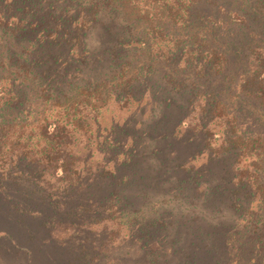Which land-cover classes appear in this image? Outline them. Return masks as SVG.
Wrapping results in <instances>:
<instances>
[{
	"label": "rangeland",
	"instance_id": "rangeland-1",
	"mask_svg": "<svg viewBox=\"0 0 264 264\" xmlns=\"http://www.w3.org/2000/svg\"><path fill=\"white\" fill-rule=\"evenodd\" d=\"M213 1L215 2L213 3ZM17 9L21 10L16 12ZM92 9L99 12L91 19L94 21L98 18L102 25L94 31L88 30V46L82 51L84 47L78 45L72 32L82 24V19H86V14L92 15L94 12ZM196 9L194 10L197 13L193 11L191 16V28L197 26L202 21V17L220 18L226 13L222 18L227 20L228 37L222 36L224 39L220 37L217 44L229 51L232 62V66L229 67V76L231 77L227 74L197 77L192 68L185 69L183 58L180 69L177 68L174 60L170 59L165 63L157 62L155 71L148 72V75L145 76V70H143L145 66L144 47L153 45L156 52L165 50V47L169 49L172 46L171 35L181 36V40L186 41L183 42L185 47L190 42L188 35L191 34L192 29L177 28L164 22L167 30L171 31L170 35L152 39L145 31V27H136L134 31L130 30L133 32L131 40L139 39L141 41L133 46L129 45V49L137 47L138 50L132 52L131 49L129 52L133 66L124 80L131 76L135 77L128 90L133 96H140V92H142L143 97L138 99V97L125 98L124 94H120L125 88L118 85V79L114 78V68L110 70L107 62L98 63V61L106 59L104 51L109 45L116 42L115 34L112 33H115L116 29L120 32V30L133 27V23L128 22L121 14H117V11H113L109 0H0L1 16L11 19L9 25H4L10 31H0V85L7 91L14 90L18 98L16 109L0 112V122L5 120L6 125L17 124V127L6 129L3 132L7 137L0 135V170H5L16 164L17 155L20 156L25 144L31 145L29 149L35 145L34 135L38 128L34 129L28 124H33L34 121L37 122V119H40L41 123L37 124L40 126L44 123L42 119L46 116V120L59 122L60 126H63L68 123L67 116H75L78 119L79 116H89L90 118L95 115V113L86 111L87 108H84L83 102H78L83 98L68 99L82 89L84 84L89 88L92 84L94 86L103 80L109 87L118 90V92L107 96L105 101L98 105L95 124H92L91 119L88 118L87 124L93 125L92 131L87 133L83 129L75 131V151L84 154L86 158L90 157L89 164L83 163L82 169L88 166L93 167V176L87 175V177L92 180L103 166L105 170L103 185L100 186L98 181L91 182L90 191L96 196H92L93 201L89 202L85 198L87 195H82L85 189L77 198L78 204H92V208L86 212L87 215L82 217L85 219L86 216H90L89 220L93 222L92 225H77L70 230L72 232L71 240L77 239L71 251H62L61 249L66 248H54L49 243L43 244L42 239L38 237L31 242L26 241L24 228L18 230V227L14 226L17 238L21 240V244L32 247L37 262L72 264V259L78 254L81 264H117L109 260L113 257V251L108 253L109 247L114 249L120 247L121 249L115 254H121L124 252L122 248H125L126 252H131L134 244L137 245L136 249L142 246L139 239V228L136 225L138 222L132 224L135 221L129 220L133 214L125 212L120 214L116 209L110 208V201L105 198L109 190L108 185L113 182L112 168L106 160L112 161L113 154L120 152L121 149L129 153L133 151L135 154L142 153V151L151 152L156 148L155 143L159 144L160 157H163L164 161L159 164L154 156L149 155V163H141L139 170L141 174L147 176V180H145L147 186L142 190H135L137 196L141 194L145 200L150 201L145 213L147 216L145 222L149 221L148 218H152L149 216L152 211L151 215L158 218L159 225L153 228L156 230L157 237L152 236V239L158 240L160 236L159 243L153 244L159 246V249L153 247L151 252H157L156 255H160L159 259L171 255L173 247L170 241L181 236L183 232H186V236L181 244L183 247L185 246L184 249L189 255L192 252L194 246L190 242L193 231H190V227L186 228L183 225L187 219L191 220L190 215H198L200 209L191 202L194 196L193 187L196 183L189 182L190 175L198 172L203 177L200 181L208 180L207 185H220V188H222L221 185H227L228 188H231V185L228 184L231 173H225V169L230 167V162L233 165L240 157L231 152L223 162L217 156V152V155L211 153L213 152L211 148L215 149V146L218 148L221 145L222 136L226 130L222 119H220V115L225 114L218 112V116L209 115L211 102L216 97L228 106L227 115L224 117L227 122L233 123H236L234 120L237 117L239 131L247 134H252L255 130L264 131V107L254 100L243 98L236 89L237 77L232 79L236 72L246 69L249 60L254 59L259 52L264 56V0H207V2L199 4ZM229 12L243 15L246 21L244 23L231 21V18L227 16ZM100 16H102V20H100ZM109 27L111 30L114 29L113 32L110 31L111 35L108 34ZM9 49L15 53L13 60L7 59ZM18 56L31 60L40 56L42 61L48 60V57L51 56L52 60L43 64V69L51 73L48 76L49 79L41 81L30 77L22 67L15 65ZM81 56H86L89 62H85ZM4 78L7 81L2 83ZM8 80H12V84ZM172 86L187 88L177 91L176 87V91L172 92L169 97L174 96L178 106L173 109L164 108L157 102L163 96L164 91H169ZM0 91L2 92V89ZM166 96L167 94H165ZM151 98H155L157 102L155 103ZM19 102H21L20 106ZM67 102L68 104L74 102L75 108L71 109L68 104L66 105ZM201 108H206V112L209 113L205 114ZM165 114L168 116H164ZM27 117L28 121L23 122ZM155 119L159 120L161 124L160 126L156 125V130L153 127L151 129L150 124ZM115 125L125 128V131L116 134L113 129ZM208 129L210 134H205L204 131ZM131 132L140 133L141 138L129 139L128 136L133 137ZM31 135L34 138L29 140ZM114 137L119 140H110ZM205 137L206 140H209L210 145L205 142L206 140L204 141ZM120 140L125 143L123 146L121 142H117ZM19 141L22 143L21 147L16 146ZM107 148L109 149L107 150ZM30 151L37 152L38 148ZM122 159L123 157L119 160ZM244 159L248 161V156H245ZM98 164L101 166L96 171ZM181 165L184 167H180ZM192 166H196L195 172H188ZM84 177L85 175H83ZM87 177L85 178L88 179ZM223 177L227 179L223 180ZM137 186L141 188L142 183ZM101 187L104 189L101 190ZM147 193L151 195L144 197ZM230 203V200H226L224 206L229 208ZM251 205L254 210L257 207L256 211L264 214V205H260L256 199ZM230 211L227 210L226 213L229 214ZM235 219H237L236 222L244 220L243 217H237V215L233 216L234 223ZM79 222L83 223L78 219V224ZM177 225H181L180 228ZM43 236L44 233H41L40 237ZM164 236L167 237L164 238ZM103 242H108L109 247L107 246L101 252L99 246ZM6 245L0 244V250L4 251V248H7ZM82 246L88 249L87 257L84 256V252L80 255ZM224 248L226 249V246ZM185 250L179 255H175L172 264H177L178 258L182 259L179 256L183 255ZM13 254L14 251L9 253L12 258L9 262L20 264ZM134 257H138V254H135ZM226 257L229 259L228 254ZM140 263L145 264V262Z\"/></svg>",
	"mask_w": 264,
	"mask_h": 264
},
{
	"label": "trees",
	"instance_id": "trees-1",
	"mask_svg": "<svg viewBox=\"0 0 264 264\" xmlns=\"http://www.w3.org/2000/svg\"><path fill=\"white\" fill-rule=\"evenodd\" d=\"M109 2L112 4L113 11H117V14H121L124 19L133 23V27L132 29H127L128 31L120 30V32L116 29L115 33L113 32L114 29L112 31L109 27L108 34L110 31L113 32L116 42L108 46L106 51H104L106 59L104 58L105 60H100L98 63L107 62L110 70L114 68V78L118 79V85L125 88L120 92V94H124L125 98L138 97V99H141L143 97L142 92H140V96H133L128 90L134 82V76L124 80L126 74H129L133 66V62L129 58V52L132 49H129V45L133 46V44L141 41L139 39L131 40L133 32H130V30L134 31L136 27H145V31L152 39L153 37L154 39H159L162 36L167 37V35H170L171 31L167 30L164 22L170 23L173 27L192 29L191 34L188 35L190 42L185 47L183 42L186 41H182V37L177 35L170 36L171 48L165 47V50L161 52H156L153 45L144 47L143 59L145 66L143 70H145V76L148 75V72L153 73L155 71L158 65L157 62L165 63L170 59H173L177 68L180 69L182 58L185 69L192 68L197 77L223 74L229 76V67L232 66L229 51L217 44L220 37H228L227 20L222 18L225 17L226 13L220 18L213 16L202 17V21L194 28H191V16L193 11H195L194 9L199 4L207 2V0H109ZM19 10L21 9H17L16 12ZM93 11L92 15L86 14V19H82V24L76 31L72 32L78 45L84 47L82 51L88 46V30L94 31L102 25L98 18L94 21L91 19L99 12L98 10ZM195 13L197 12L195 11ZM1 15L2 13L0 12V31L7 32L9 29L4 25H9L11 19ZM227 16L235 23H244L246 21L244 16L237 12H229ZM100 20H102V16H100ZM136 50L138 48L133 47L132 52ZM14 55L15 53H12L9 49L7 59H15ZM81 57L84 58L85 62H89L86 56ZM51 60V56L45 61H42L40 56L32 60L18 56L15 65L22 67L30 77L47 81L51 73L43 69V64L44 62L49 63ZM246 67V69L236 72L232 78L235 79L237 77L236 89L243 98L254 100L264 107L263 54L259 52L254 59L249 60ZM6 81L7 79L4 78L2 83ZM8 81H11L12 84V80ZM136 81H138V78H136ZM11 87L13 88V85ZM176 87L172 86L169 91H164L158 102L155 98L151 99L155 103L163 105L164 108H176L178 105L174 96L169 97L172 92L176 91ZM0 88L2 89V92L0 91V112L7 109H16L18 107V98L14 90L10 89L7 91L1 85ZM186 88L178 86L177 91L186 90ZM48 89L51 90V88ZM114 92H118V90L109 87L106 81L101 80L94 86L92 84L89 88L84 84L82 89L68 97V99L83 98L78 102H83L82 105L87 108L86 111L96 115L98 114L96 113L98 105ZM165 94H167L166 97ZM73 103L68 104L67 102L66 105L68 104L72 109L75 108L73 105H76ZM228 109V106L224 105L216 97L210 104L209 110L211 112L209 115L218 116V112L225 114L220 115V119H222L226 127L221 145L218 148L215 146V149L211 148L213 151L211 153L216 154L217 152L218 155H216L223 162H225L224 160L227 159L231 152L238 154L240 157L235 164L231 165L232 162H230V167L225 169V173H231L228 181L231 188H228L227 185H221L222 188H220V185H207L208 180L202 179L203 181H200L203 177L198 172H195L196 166H192L189 169L188 172H195L190 175L189 182L196 183L193 187L194 196L191 202L196 208L199 207L200 209L198 215H190L191 220L187 219L183 225L186 228L190 227V231H193L190 243L194 247L190 255L184 249L185 246L183 247L181 244L185 239L186 232L170 241L173 248H171V255L166 256V258L162 257L159 259L160 255L157 256V252H151L153 247H155L154 249H159V246H154L153 244L159 243L160 236L158 240L152 239V236L157 237L156 230L153 228L159 225L158 218L151 215L152 211L149 215L152 218H148L149 221L145 222L147 218L145 213L150 201L145 200L141 194L137 196L135 190H142L147 186L145 183L147 176L139 172L141 163H149V155L154 156V159L159 164L164 161L163 157H160L161 148L159 144L155 143L156 148L151 152L142 151V153L138 152L136 154L133 151L129 153L121 149L120 152L113 154L112 161L106 160L112 168L111 177L113 182L108 185L109 190L105 198L109 199L110 208L116 209L120 214L123 212L133 214L129 220L135 221L132 224L138 222L136 225H138L139 239L142 243L139 249H136L137 245L134 244L131 252H126L125 248H122L124 252L115 254L121 248L116 247L114 249L109 247L108 242H103L99 248L103 252V249L108 246V253L113 251V257L109 259L111 262L114 261L117 264H144L140 262H145V264H172L175 255H179L185 250L183 255L179 256L182 259H177V264H264V214L256 211L257 207L254 210L251 205L255 199L260 205H264V131L255 130L252 134L239 131L237 117L234 120L236 123L227 122L224 117L227 115ZM201 111H204L205 114L209 113L206 112V108H201ZM95 115L90 118L89 116H79L78 119L75 116H67L68 123L63 126H60L59 122L46 120V116L42 119L44 123L40 126L37 125L41 123L39 122L40 119H37V122L34 121L33 124L25 123L34 129L38 128L34 135L36 143L32 147V149L38 148V151H30L32 150L29 149L31 145L25 144L20 156L17 155L16 164L5 170H0V244L6 245L7 243V248L5 247L4 251L0 250V264H12L9 262L12 260L9 253H13V251V255L20 264H48L47 261L44 263L37 262L38 260L36 255L33 254L32 247L21 244V240L17 238L14 226H17L18 230L19 228H24L26 241L31 242V240L38 237L42 239L43 244L49 243L54 248H66L61 249L62 251H71L77 239L71 240L72 232L70 230L77 225H92L93 222L89 220L90 216H86L87 218L85 219L82 218L87 215L86 212H89L92 204H78L77 198L85 189L82 195L86 194L87 197L85 196V198L89 202L93 201L92 196H95V194L90 191L91 182L98 181L100 186L103 185L105 183V174L103 173L105 170L104 166L99 170L101 165L98 164L96 171H99L96 177L91 180L87 175L93 176V167L88 166L82 169L83 163L89 164L90 157L86 158L84 154L75 151L74 148L76 144L75 131L80 129H83L85 133L92 131V124H95ZM164 116H168V114ZM88 118L89 120L91 119V126L87 124ZM27 121L28 117L23 122ZM6 123L5 120L0 122V135L2 136H5L3 132L6 129L17 127L15 123L8 125ZM150 124L151 129L153 127L154 130H156V125H161L159 120L156 121V119ZM113 129L116 134L125 131V128H121L119 125H115ZM131 133L133 137L128 136L129 139L134 137L141 138L140 133ZM204 133L210 134L209 129L205 130ZM32 137L31 135L29 140ZM110 140L119 139L114 137V139L110 138ZM208 141L206 140L205 142L209 144ZM117 142H121L122 146L125 144L121 140ZM16 146L21 147L22 143L19 141ZM245 156H248V161L244 159ZM121 157L123 159L119 160ZM180 167L184 166L181 165ZM83 175L88 179L83 178ZM222 179L226 180L227 178L223 177ZM141 183L142 186L139 188L137 185ZM103 189L104 187H101V190ZM148 195L151 194L147 193L144 197H148ZM73 198L74 200H71ZM226 200L231 201L229 208L224 206ZM249 203L250 205L248 206ZM227 210H231L229 214L226 213ZM79 214L80 216H78ZM234 215H237V217L241 216L244 220L236 222L237 219H235L234 223ZM78 219L82 220L83 223L79 222L78 224ZM6 224L8 226H5ZM2 225L4 226L2 227ZM177 226L180 228L181 225ZM41 233H44L43 237H40ZM224 246H226V249ZM87 251L88 249L82 246L80 255L84 252V256L87 257ZM135 254H138V257H134ZM227 254L229 259L226 257ZM191 256L192 258L190 259ZM80 262L81 260H78L77 254L72 259V264H81Z\"/></svg>",
	"mask_w": 264,
	"mask_h": 264
}]
</instances>
